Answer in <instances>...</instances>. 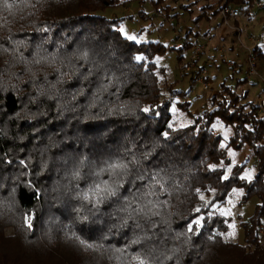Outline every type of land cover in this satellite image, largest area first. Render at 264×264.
Here are the masks:
<instances>
[{
    "label": "trees",
    "instance_id": "trees-1",
    "mask_svg": "<svg viewBox=\"0 0 264 264\" xmlns=\"http://www.w3.org/2000/svg\"><path fill=\"white\" fill-rule=\"evenodd\" d=\"M118 2L0 0V264H264L259 106L223 86L176 124L154 62L174 47L126 37L100 13ZM243 147L249 181L227 155ZM231 187L258 199L242 244L213 207Z\"/></svg>",
    "mask_w": 264,
    "mask_h": 264
},
{
    "label": "rangeland",
    "instance_id": "rangeland-1",
    "mask_svg": "<svg viewBox=\"0 0 264 264\" xmlns=\"http://www.w3.org/2000/svg\"><path fill=\"white\" fill-rule=\"evenodd\" d=\"M222 4L235 7L227 0H220L219 3L213 0H163L155 7L149 0H119L115 6L100 11L108 18L119 19L121 32L128 38L132 37L130 39L136 42H159L174 47L157 55L154 62L165 68V78L160 79L159 82L161 96L170 99L168 110L176 124L183 125L189 120L176 104L183 103L186 109L197 115L202 109L211 106L212 94L217 93L220 99L223 86L234 90L239 97V103L250 101L257 104L259 106L257 114L264 115L263 85L260 80V77L264 78V50L260 48L264 46V8H257L253 3L245 12L237 8L239 15L235 18H227V24L215 30L214 26L220 21L218 10ZM212 34L213 37L210 38L209 43H206V37ZM222 34L223 41L219 40ZM182 42L190 43V47L177 50ZM217 43L219 45H216ZM193 44L203 48L193 62L194 65L189 66ZM253 48L261 53L259 56L252 51L256 58L259 77L246 74V51ZM226 62L233 64L235 69H231ZM201 69L205 71L204 79L201 81L207 85L206 90H202L201 83L196 80L201 75ZM238 80L241 82L237 85ZM170 83L175 90L183 94L170 93L167 89L168 86L171 87ZM243 90L246 94L240 99L244 95ZM213 128L224 139L229 133L220 122H214ZM227 155L230 160L229 166L245 163L239 177L249 181L255 173V158L250 154L249 149L247 147L239 151L228 149ZM242 194V188L231 187L223 203L213 204L218 214L230 219V227L224 237L238 244L243 242L240 222L246 221L252 215L258 203L254 195L240 201ZM261 222L260 238L263 235L264 216ZM4 233L10 234L11 229L6 228Z\"/></svg>",
    "mask_w": 264,
    "mask_h": 264
},
{
    "label": "built area",
    "instance_id": "built-area-1",
    "mask_svg": "<svg viewBox=\"0 0 264 264\" xmlns=\"http://www.w3.org/2000/svg\"><path fill=\"white\" fill-rule=\"evenodd\" d=\"M253 4L255 5V7L257 8H264V3L261 1H254ZM218 15L220 17V21L214 26V29L222 26V25H226L227 24V18L232 17L235 18L239 15V9H237V7H230L227 4H222L221 7L218 10ZM216 30V29H215ZM213 37L212 35H208L206 38V43H209L210 38ZM216 45H219L218 43ZM202 46L198 45V44H193L191 46V62L189 63V66L194 65V61L198 58V55L200 54L201 50H202ZM226 64L228 66L231 67V69H235V66L233 64H230L228 62H226ZM201 75H199L200 77L197 78L196 80L198 82L201 83V88L202 90H206L207 89V85L202 82L201 80L204 79L205 76V71L203 69L200 70ZM246 74L248 76H258V71L256 70V58L252 52V49H247L246 51ZM261 79V83L263 85L262 88V93L264 95V78L260 77Z\"/></svg>",
    "mask_w": 264,
    "mask_h": 264
},
{
    "label": "crops",
    "instance_id": "crops-1",
    "mask_svg": "<svg viewBox=\"0 0 264 264\" xmlns=\"http://www.w3.org/2000/svg\"><path fill=\"white\" fill-rule=\"evenodd\" d=\"M236 7L239 8L238 6H236ZM240 12H241V10H240ZM242 12H245V11H242ZM263 20H264V18H263ZM235 21H236V20H235ZM223 37H224V35L222 34V35L220 36L219 40H222V41H223ZM260 48H261V50H264V46H261Z\"/></svg>",
    "mask_w": 264,
    "mask_h": 264
},
{
    "label": "snow or ice",
    "instance_id": "snow-or-ice-1",
    "mask_svg": "<svg viewBox=\"0 0 264 264\" xmlns=\"http://www.w3.org/2000/svg\"><path fill=\"white\" fill-rule=\"evenodd\" d=\"M130 38H132V37H130ZM250 178V177H249Z\"/></svg>",
    "mask_w": 264,
    "mask_h": 264
}]
</instances>
